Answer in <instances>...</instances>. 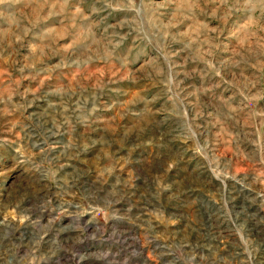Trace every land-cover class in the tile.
<instances>
[{
    "label": "rangeland",
    "instance_id": "374dc122",
    "mask_svg": "<svg viewBox=\"0 0 264 264\" xmlns=\"http://www.w3.org/2000/svg\"><path fill=\"white\" fill-rule=\"evenodd\" d=\"M0 264H264V0H0Z\"/></svg>",
    "mask_w": 264,
    "mask_h": 264
}]
</instances>
